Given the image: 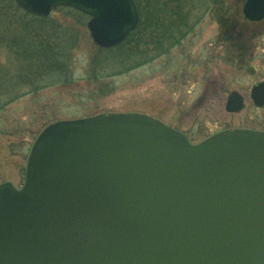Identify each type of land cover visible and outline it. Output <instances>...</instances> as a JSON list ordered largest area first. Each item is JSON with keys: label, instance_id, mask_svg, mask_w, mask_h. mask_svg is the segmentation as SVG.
Listing matches in <instances>:
<instances>
[{"label": "water", "instance_id": "95a60500", "mask_svg": "<svg viewBox=\"0 0 264 264\" xmlns=\"http://www.w3.org/2000/svg\"><path fill=\"white\" fill-rule=\"evenodd\" d=\"M47 16L73 7L100 47L136 27L134 0H16ZM243 16L264 19V0ZM264 106V80L252 85ZM228 92L225 109L243 107ZM0 264H264V130L198 142L139 112L60 119L34 139L16 187L0 183Z\"/></svg>", "mask_w": 264, "mask_h": 264}, {"label": "rangeland", "instance_id": "374dc122", "mask_svg": "<svg viewBox=\"0 0 264 264\" xmlns=\"http://www.w3.org/2000/svg\"><path fill=\"white\" fill-rule=\"evenodd\" d=\"M243 2L195 0L186 8L191 29L179 43L136 67L132 57L126 59V69L118 60L112 62V73L98 80L90 78L97 44L86 25L88 16L84 22L73 10H52L39 29L47 37L52 26L59 27L53 31L58 37L76 36L69 79L51 83L47 71L26 69L0 43V183L21 186L34 139L60 119L139 112L192 142L226 128L264 130V106H255L250 97L252 85L264 80V20L246 19ZM30 25L34 33L36 24ZM231 90L244 98L236 112L225 109Z\"/></svg>", "mask_w": 264, "mask_h": 264}, {"label": "trees", "instance_id": "16d2710c", "mask_svg": "<svg viewBox=\"0 0 264 264\" xmlns=\"http://www.w3.org/2000/svg\"><path fill=\"white\" fill-rule=\"evenodd\" d=\"M134 1L139 13L138 24L118 45L110 48L96 47L91 58L90 78L98 80L108 76L112 73L111 66L115 69L111 63L117 60L123 69H126V59L131 57L135 59L132 67L150 61L179 43L190 31L192 22L187 17L186 8L195 0ZM55 9L73 10L84 18V22L88 16L69 6ZM48 17L25 11L15 0H0V43H4L8 52L26 69L33 68L38 74L47 71L52 83L71 78L68 70L76 36L71 32L58 37L55 32L59 27L53 26L49 37L41 35L39 29L44 28ZM30 23L36 24L34 33Z\"/></svg>", "mask_w": 264, "mask_h": 264}]
</instances>
